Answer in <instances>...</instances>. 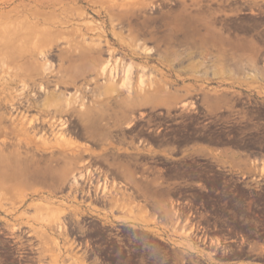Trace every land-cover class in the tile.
I'll return each instance as SVG.
<instances>
[{
	"label": "rangeland",
	"instance_id": "obj_1",
	"mask_svg": "<svg viewBox=\"0 0 264 264\" xmlns=\"http://www.w3.org/2000/svg\"><path fill=\"white\" fill-rule=\"evenodd\" d=\"M8 24L23 26L33 41L38 38L41 48L49 50L47 61L43 60L46 67L49 64L47 78L20 76L12 91H23L37 103L27 112L29 118L67 122L65 139L76 145L68 148L71 143L60 137L39 134L6 137L8 149L26 152L20 156L21 167L25 162L31 165L27 161L35 157L41 177L19 183L3 195L0 192V226L12 235L27 230L42 243L43 257L58 263L82 264L88 256L79 243L87 247L99 243L92 237H103L108 230L107 236L127 238L118 240L123 246L147 247L120 251L119 258L127 261L217 264L216 260L242 258V250L234 244L228 246L232 254L213 255L217 253L213 247L222 241L204 239L191 220L183 223L177 204L165 199L179 193L176 162V174L168 178L160 169H142L138 177L125 169L119 177L113 170L91 165L100 163L92 161L94 157H105L120 147L129 152L132 148L155 151L162 144L171 151L184 145L227 146L229 100H264V0H0V27ZM212 34L227 42L222 56L211 48H195ZM86 45L101 49L99 54L86 51L94 57L87 62L81 56ZM97 63L120 66L116 90L93 73ZM252 70L256 75H251ZM13 72L5 69L4 73ZM117 91L116 98L130 95L142 103L121 121L111 116L82 120L76 112L52 110L56 103L66 107L73 102L78 110L82 99L84 106L92 108L91 115L97 116L98 108L112 112ZM46 106L47 112L42 111ZM165 115L175 123L167 133ZM137 142L140 145L135 147ZM73 177H78V186ZM148 179L154 185H129ZM168 180L173 182L164 186ZM54 216H59L63 229H57Z\"/></svg>",
	"mask_w": 264,
	"mask_h": 264
},
{
	"label": "flooded vegetation",
	"instance_id": "obj_2",
	"mask_svg": "<svg viewBox=\"0 0 264 264\" xmlns=\"http://www.w3.org/2000/svg\"><path fill=\"white\" fill-rule=\"evenodd\" d=\"M227 117L225 147L184 145L171 151L169 145L162 144L155 151H148L147 148L138 151L132 148L129 152L123 151L125 147H120V150L115 148L105 157H94L92 161L100 163L91 165V168L113 170L119 177H123L125 169L134 172L135 177L139 176L138 171L145 168L149 172L160 169L168 178L176 174V162L177 173L181 177L177 182L179 193L165 196V199H172L177 204L183 223L191 220L193 225L199 227L198 231L204 239L219 238L222 241L218 247H213L217 250L213 255L232 254L228 246L234 244L237 250H242L240 259L243 264H264V100L231 98ZM164 123V133L170 131L167 127L175 124L169 123L167 115L164 116ZM151 131L149 129L146 133ZM138 145L139 142L135 143V147ZM143 155H146L145 160L141 159ZM155 162L162 166H156ZM172 182L168 180L164 186ZM129 185L151 186L154 183L153 179H148L136 180ZM108 234L109 230L103 237H92V241L101 242L89 247L85 243H79V248L82 245L88 256L82 264H156L149 259L142 262L139 258L131 261L119 258L120 251H141L147 247H136L135 243L123 246L118 240L127 238L121 235L110 237ZM239 236L241 241L237 240ZM208 245L211 246V241L207 242ZM238 260H216V263L236 264ZM190 263L209 264L199 260L187 261L185 264ZM0 264L71 262L66 260L58 263L43 257L42 243L36 238L32 239L27 230L23 229L20 234L12 235L6 227L0 226ZM163 264L176 262L168 259Z\"/></svg>",
	"mask_w": 264,
	"mask_h": 264
},
{
	"label": "bare ground",
	"instance_id": "obj_3",
	"mask_svg": "<svg viewBox=\"0 0 264 264\" xmlns=\"http://www.w3.org/2000/svg\"><path fill=\"white\" fill-rule=\"evenodd\" d=\"M37 40L33 41L32 37L25 32V28L23 26L19 27L18 25L8 24L0 27V192L3 195L6 192H10L18 186L20 183L27 182L29 180L36 182L39 177H41V172L35 168L36 159L33 156L31 160H28L25 169L30 168L29 171L25 173L23 167L20 166V156L25 157L26 152L23 154L19 147L12 149H8L7 143L8 140L6 137L9 134H14L15 136H26L29 138H33L35 135L44 136H52V137H60L64 142L71 143L67 144V147H75L76 143L71 139H65V133L67 131V122L56 121V120H39L38 117L29 118L27 116V112L29 109L35 107L37 103L35 101L30 100L24 92H19L14 94V85H16L19 81L20 76H28L29 78H38L43 81V78H47V75L50 71L46 68L49 66L47 63V67L43 60L46 58V53L49 50H45L41 48V43ZM70 43V42H69ZM68 43V44H69ZM227 42L218 37L215 34L210 36V39H202L199 43L195 44L196 50L203 49L204 51H208L210 48L215 50L219 55L222 56L224 53L225 46ZM71 46L68 45L67 48ZM52 48V47H51ZM50 49V48H49ZM83 54L86 51L91 53H100L101 49L99 46L93 48L90 45H86ZM88 52L82 56V60L86 62L90 60V57L94 60L93 55L89 56ZM222 53V54H221ZM98 56V55H97ZM3 57V61H2ZM47 61V59L45 60ZM101 61V60H99ZM110 61V60H109ZM103 62V61H102ZM108 62V61H107ZM112 64H110L111 66ZM45 66V68H44ZM109 64H98L94 65L92 68L93 73L96 77H103L109 84V87L113 90H116V78H119L120 69L117 65L110 67ZM131 68V67H130ZM5 69L14 70L13 74H5ZM127 69V68H126ZM123 71V70H122ZM253 71V70H252ZM128 72V69H127ZM124 71L126 77L127 74ZM130 72V69H129ZM131 73V72H130ZM251 72V75H254ZM256 75V74H255ZM130 76V75H129ZM77 77L73 80L72 83L76 82ZM47 81V80H46ZM34 83V80H32ZM42 86V85H41ZM40 86V88H42ZM129 87V86H128ZM24 89V88H23ZM130 89V87H129ZM130 91V90H129ZM120 91L116 92L115 98H113L115 108L112 112L105 111V109H96L97 116L91 115L92 108H87L84 106L81 100V105L78 110L75 108V103H67L66 107H62L61 103H56L53 106L54 113H68V112H76L78 117L82 120H90L91 117L95 121L97 119L106 118L111 116L115 121H121L128 117V112L139 107L142 103L139 101V98L132 97L130 95L126 97L116 98L119 95ZM32 97H35L31 95ZM76 97V102H77ZM146 100V99H144ZM1 106H5V109L2 110ZM23 106H25L23 108ZM23 108L22 110L20 108ZM185 107V106H184ZM187 107V105H186ZM185 107V108H186ZM48 107L42 108V111L47 112ZM119 113V114H118ZM28 170V169H27ZM49 169H46L48 171ZM45 174V172H42ZM72 177V176H71ZM72 182L78 186V177H73ZM39 190L36 189L33 193H37ZM56 218V219H55ZM52 220L55 221L59 230L63 229V223L59 220V216L52 217ZM51 225V222H46ZM55 224V225H56ZM60 232V231H59ZM62 232V231H61ZM71 246V245H70Z\"/></svg>",
	"mask_w": 264,
	"mask_h": 264
},
{
	"label": "crops",
	"instance_id": "obj_4",
	"mask_svg": "<svg viewBox=\"0 0 264 264\" xmlns=\"http://www.w3.org/2000/svg\"><path fill=\"white\" fill-rule=\"evenodd\" d=\"M149 192H151V191H149ZM151 195L156 196V198H160V194H158V193L155 194V195H154V193H152ZM107 217H110V216H107ZM236 264H243V262H242L241 259H239L238 262H237Z\"/></svg>",
	"mask_w": 264,
	"mask_h": 264
}]
</instances>
